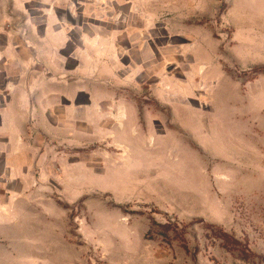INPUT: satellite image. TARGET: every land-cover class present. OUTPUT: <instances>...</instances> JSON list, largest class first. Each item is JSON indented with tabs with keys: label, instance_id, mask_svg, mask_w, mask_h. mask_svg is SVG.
<instances>
[{
	"label": "rangeland",
	"instance_id": "1",
	"mask_svg": "<svg viewBox=\"0 0 264 264\" xmlns=\"http://www.w3.org/2000/svg\"><path fill=\"white\" fill-rule=\"evenodd\" d=\"M81 1L105 49L144 47L140 20L108 40L128 0ZM152 1L151 64L0 187V264H264V0Z\"/></svg>",
	"mask_w": 264,
	"mask_h": 264
},
{
	"label": "crops",
	"instance_id": "2",
	"mask_svg": "<svg viewBox=\"0 0 264 264\" xmlns=\"http://www.w3.org/2000/svg\"><path fill=\"white\" fill-rule=\"evenodd\" d=\"M128 2H118V16L128 15L108 40L119 41L126 32L127 41H135L137 32L130 30L140 20L145 43L126 50L105 49L103 27L93 24L86 1L0 0V187L8 193L32 182L38 165L48 160L45 146L52 138H70L78 123L97 118L105 103L98 90L107 81L120 83L124 57L133 67L151 64L152 32L145 27L154 2ZM94 41L97 47L90 48Z\"/></svg>",
	"mask_w": 264,
	"mask_h": 264
},
{
	"label": "trees",
	"instance_id": "3",
	"mask_svg": "<svg viewBox=\"0 0 264 264\" xmlns=\"http://www.w3.org/2000/svg\"><path fill=\"white\" fill-rule=\"evenodd\" d=\"M161 226H162V227H163V226H166V224H163V225H161Z\"/></svg>",
	"mask_w": 264,
	"mask_h": 264
}]
</instances>
